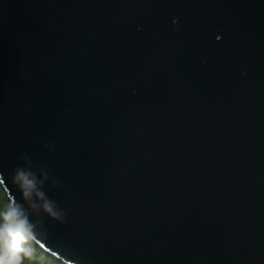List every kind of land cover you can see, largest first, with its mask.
Segmentation results:
<instances>
[{
  "label": "water",
  "instance_id": "obj_1",
  "mask_svg": "<svg viewBox=\"0 0 264 264\" xmlns=\"http://www.w3.org/2000/svg\"><path fill=\"white\" fill-rule=\"evenodd\" d=\"M31 159L65 264H264V0H0V207Z\"/></svg>",
  "mask_w": 264,
  "mask_h": 264
},
{
  "label": "clouds",
  "instance_id": "obj_2",
  "mask_svg": "<svg viewBox=\"0 0 264 264\" xmlns=\"http://www.w3.org/2000/svg\"><path fill=\"white\" fill-rule=\"evenodd\" d=\"M21 159L9 177L19 198L12 196L0 207V264H31L34 246L46 238L42 215L66 222V213L44 191L47 175L38 173L29 157Z\"/></svg>",
  "mask_w": 264,
  "mask_h": 264
},
{
  "label": "rangeland",
  "instance_id": "obj_3",
  "mask_svg": "<svg viewBox=\"0 0 264 264\" xmlns=\"http://www.w3.org/2000/svg\"><path fill=\"white\" fill-rule=\"evenodd\" d=\"M34 257L35 259L31 262V264H44L48 262L49 260L51 261L52 264H65V263H61L55 260L54 258L48 256L47 254L42 252L40 249H38L36 246H34Z\"/></svg>",
  "mask_w": 264,
  "mask_h": 264
},
{
  "label": "trees",
  "instance_id": "obj_4",
  "mask_svg": "<svg viewBox=\"0 0 264 264\" xmlns=\"http://www.w3.org/2000/svg\"><path fill=\"white\" fill-rule=\"evenodd\" d=\"M38 262V261H37ZM44 264H52L51 261L49 260L48 262L44 263Z\"/></svg>",
  "mask_w": 264,
  "mask_h": 264
}]
</instances>
